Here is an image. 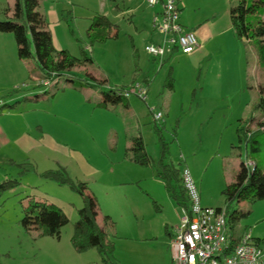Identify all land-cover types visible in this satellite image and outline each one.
<instances>
[{
  "label": "rangeland",
  "instance_id": "rangeland-1",
  "mask_svg": "<svg viewBox=\"0 0 264 264\" xmlns=\"http://www.w3.org/2000/svg\"><path fill=\"white\" fill-rule=\"evenodd\" d=\"M14 1L0 0V22L12 17L5 10ZM234 5L231 0H180V22L186 30L194 32L197 25L200 34H207L206 48L190 59L180 52L154 59L144 48L162 37L150 32L146 0H40L38 10L55 50L90 60L46 87L34 61L19 60L13 35L0 33V184L18 183L0 194V264H173L164 239L173 222L180 224L182 209L158 178L155 126L163 128L168 158L180 178L185 167L189 170L203 207H227L223 191L239 163L250 160L264 171V146L259 154L246 155L245 142L237 136L240 127L253 132L264 121V112L254 110L264 98V63L258 62L254 43L235 39L229 17ZM101 15L113 24L110 38L91 42L93 18ZM258 16L264 19L263 7ZM84 78L103 82L89 88ZM136 83L145 89L144 100L130 94L116 104L98 105L102 92L123 96ZM158 114L162 118L155 122ZM131 136L142 137L150 166L126 159ZM258 140L264 145V132ZM49 170H64L95 197L98 222L114 243L110 262L95 249L79 253L72 247L81 198L44 179L41 174ZM29 199L54 204L67 216L59 239L25 227ZM226 218L234 234L248 232L264 246V200L231 202Z\"/></svg>",
  "mask_w": 264,
  "mask_h": 264
},
{
  "label": "trees",
  "instance_id": "trees-1",
  "mask_svg": "<svg viewBox=\"0 0 264 264\" xmlns=\"http://www.w3.org/2000/svg\"><path fill=\"white\" fill-rule=\"evenodd\" d=\"M40 0H15L12 9H6L5 14L11 13L12 17L4 22H0V33L12 34L17 47L19 60L32 59L36 68L41 74L40 84L47 83L60 77L63 73L70 72L75 68H81L88 58L83 62L73 58L67 51H56L53 46L51 32L44 15L38 10ZM235 5L230 9L229 17L234 37L238 41L255 44V55L260 63H264V19L259 18L258 13L261 7L264 8V0H231ZM115 27V25H114ZM113 24L103 15L93 18L89 29L88 37L91 42H104L110 38V31ZM93 29L100 32L108 30V34L92 32ZM114 30V29H113ZM117 33V32H116ZM116 36V34H115ZM173 50L168 55L177 53ZM153 58V57H152ZM36 79H39L36 77ZM89 88H98L102 85L92 80L84 78ZM132 86V85H131ZM167 87H173L171 74L168 75ZM130 86L127 87V89ZM126 89V91H127ZM122 96L115 90L102 92V101L99 106L107 107L109 102L118 103L122 101ZM126 99V98H125ZM254 110L264 112V98H261ZM252 122V117L250 118ZM158 137L160 156L158 158V178L164 183L165 190L170 200L181 209H188L189 199L182 184L179 169L169 160L168 145L161 137L162 127H154ZM260 132H264V121L258 122L255 131L239 128L237 136L241 143H244L245 152L256 155L262 151L264 146L259 139ZM126 159L131 163L148 167L152 160L145 151L141 136L130 137L129 147L125 151ZM247 158V157H246ZM247 162L252 166H247ZM264 162V158H263ZM46 179L59 185H65L76 192L80 198L82 206L77 211L78 219L73 227L71 245L77 252H84L88 249H95L103 262H110V257L114 252V243L107 238L105 228L99 227L96 222L97 202L95 198L87 193L85 183L73 180L68 177L64 170H49L41 174ZM8 182V181H7ZM0 184V194L6 190H14L15 183ZM227 202L224 209L227 215V208L231 202L239 203L243 200L255 203L264 200V171L257 164L248 160L239 163L235 179L229 183L223 191ZM25 216L22 223L26 228L34 230L42 229L43 233L49 237H60V230L69 223L67 216L54 205L28 200V207L24 209ZM238 214H243L236 212ZM233 219V217H231ZM109 217H103V222H108ZM228 225V222H227Z\"/></svg>",
  "mask_w": 264,
  "mask_h": 264
},
{
  "label": "built area",
  "instance_id": "built-area-1",
  "mask_svg": "<svg viewBox=\"0 0 264 264\" xmlns=\"http://www.w3.org/2000/svg\"><path fill=\"white\" fill-rule=\"evenodd\" d=\"M149 8H159L153 17L151 29L161 35L159 44H148L145 52L154 59H163L173 50L191 55L199 49L192 31L180 22V0H146ZM43 86H48L43 83ZM145 89L138 83L130 86L122 97L135 94L145 99ZM154 121L162 115H154ZM247 166L252 163L247 162ZM182 184L189 199L188 209H182V218L171 239L173 264H264V246L248 232L233 239L225 211L203 207L195 183L185 167L181 173Z\"/></svg>",
  "mask_w": 264,
  "mask_h": 264
},
{
  "label": "crops",
  "instance_id": "crops-1",
  "mask_svg": "<svg viewBox=\"0 0 264 264\" xmlns=\"http://www.w3.org/2000/svg\"><path fill=\"white\" fill-rule=\"evenodd\" d=\"M150 9V8H149ZM150 11H151V13H152V16H151V19H150V32H152L151 30V22H152V19H153V17L159 12V8H151L150 9ZM180 11H182V9L180 8ZM104 16V15H103ZM106 17V16H105ZM107 18V17H106ZM189 22V23H192V21H188V20H185V22ZM182 24V23H181ZM183 25V24H182ZM194 32H195V34L197 35V33H199L198 35H197V37H196V35H195V37H196V39H197V41H198V43H199V49L196 51V52H194V53H192L191 55H187V58H192V57H194V56H197V55H200L203 51H204V49L206 48V43L208 42V39L210 38L207 34H200V32H199V27H198V29L196 30V28H197V25H194ZM193 32V31H192ZM193 32V33H194ZM157 41V40H156ZM154 42V43H159L160 41H158V42ZM176 54H178V53H176ZM173 55V54H172ZM174 55H175V53H174ZM166 56H168V58L167 59H170V57L169 56H171V55H166ZM167 59H165V61L167 60ZM129 98V97H128ZM127 99V98H126ZM0 107H1V105H0ZM0 132H1V135L3 134V132L1 131V129H0ZM131 137H133V136H131ZM129 147V146H128ZM126 151V150H125ZM125 154V153H124ZM114 173H112V175H113ZM115 177H118L117 179H119V181H121V182H119V185H122V184H124L125 182H122L123 180V173L122 172H120V171H118V172H116L115 173ZM88 191V190H87ZM95 198V197H94ZM96 200V199H95ZM170 201H172V200H170ZM97 202V201H96ZM173 202V201H172ZM174 203V202H173ZM46 205H48V204H46ZM52 205H54V204H52ZM174 205H175V203H174ZM177 206V205H176ZM179 207V206H178ZM180 208V207H179ZM181 209V208H180ZM98 215H99V213H98V211H97V217H96V222H97V224H98V226L99 227H103V226H101L100 224H99V222H98ZM109 217V216H108ZM104 223V222H103ZM173 224L175 225L174 226V228H173V230L172 231H170V232H168V231H166L167 232V237H168V240L166 241V239H164L165 240V242H164V244H168V246H169V250H170V252H171V254H172V251H171V247H170V242H171V239H172V237L174 236V233H175V229L177 228V225L179 224V221L178 220H176V222L174 223L173 222ZM105 228V227H104ZM229 228H231V231L233 232V239H237L240 235H241V233L243 232V231H238V233L237 234H234V230L232 229V227L231 226H229ZM106 232V231H105ZM106 235H107V233H106ZM253 238V237H252ZM255 241L256 240H259V239H256V238H253ZM169 241V242H168ZM258 242V241H257Z\"/></svg>",
  "mask_w": 264,
  "mask_h": 264
},
{
  "label": "bare ground",
  "instance_id": "bare-ground-1",
  "mask_svg": "<svg viewBox=\"0 0 264 264\" xmlns=\"http://www.w3.org/2000/svg\"><path fill=\"white\" fill-rule=\"evenodd\" d=\"M146 46H147V45H146ZM146 46H145V47H146ZM144 50H145V48H144Z\"/></svg>",
  "mask_w": 264,
  "mask_h": 264
}]
</instances>
